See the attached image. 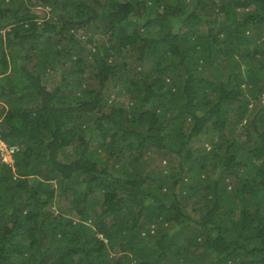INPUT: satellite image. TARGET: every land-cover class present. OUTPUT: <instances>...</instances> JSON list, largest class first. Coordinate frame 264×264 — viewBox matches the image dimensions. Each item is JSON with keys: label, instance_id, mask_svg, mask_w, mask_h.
I'll use <instances>...</instances> for the list:
<instances>
[{"label": "trees", "instance_id": "1", "mask_svg": "<svg viewBox=\"0 0 264 264\" xmlns=\"http://www.w3.org/2000/svg\"><path fill=\"white\" fill-rule=\"evenodd\" d=\"M0 15V264H264V0Z\"/></svg>", "mask_w": 264, "mask_h": 264}, {"label": "rangeland", "instance_id": "2", "mask_svg": "<svg viewBox=\"0 0 264 264\" xmlns=\"http://www.w3.org/2000/svg\"><path fill=\"white\" fill-rule=\"evenodd\" d=\"M34 12L35 13H38V14H44L45 13V10H44V8H42V7H38V8H36L35 10H34ZM84 37H86V35H84ZM105 38H108V37H105ZM52 78V77H51ZM52 80H53V78H52ZM50 84H51V82H50ZM52 84H54V81H53V83ZM117 92V93H116ZM118 92H119V88H117V87H115V86H110V90H109V93H111L112 94V99H114V98H116L118 101H121V102H124V104L126 105V103H127V107L129 106V105H131L132 104V101H133V98H132V96H120V95H118ZM116 93V94H115ZM263 99H264V96H263ZM113 132V131H112ZM111 132V133H112ZM0 144L1 145H3L4 143H2L1 141H0ZM4 146V145H3ZM4 148H5V146H4ZM12 153L11 152H6V151H4L3 152V160L4 161H7V162H13V157H12V155H11Z\"/></svg>", "mask_w": 264, "mask_h": 264}, {"label": "clouds", "instance_id": "3", "mask_svg": "<svg viewBox=\"0 0 264 264\" xmlns=\"http://www.w3.org/2000/svg\"><path fill=\"white\" fill-rule=\"evenodd\" d=\"M0 17H2V15H0ZM128 107H129V106H128ZM0 141H1V140H0ZM1 142H2V143H4L3 141H1ZM3 145L5 146V148H4V146H3ZM3 145H1V144H0V147L3 149V152H4V151H6V152H8V151H9V152H11V153H12V152H13V150H14V148H15V147L8 148V147H7V145H6L5 143H4Z\"/></svg>", "mask_w": 264, "mask_h": 264}]
</instances>
